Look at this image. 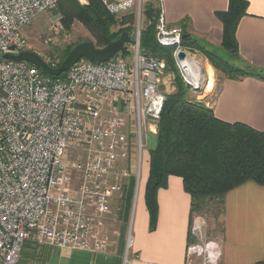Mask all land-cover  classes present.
<instances>
[{"label": "built area", "instance_id": "obj_1", "mask_svg": "<svg viewBox=\"0 0 264 264\" xmlns=\"http://www.w3.org/2000/svg\"><path fill=\"white\" fill-rule=\"evenodd\" d=\"M61 1L0 0V264H17L26 243L105 251L111 206L133 177L132 156L140 173L166 100L161 89L166 64L140 52L139 33L127 47L129 64L120 55L103 63L81 59L62 78L6 59L28 51L23 29ZM101 3L119 15L141 0ZM161 7L158 0L155 41L172 49L182 84L208 107L199 96L213 88L202 58L182 46V27L168 25ZM57 63L48 59L45 64L55 69ZM197 216L190 222L184 262L216 264L220 249L203 244L204 221ZM129 225L121 264L135 260Z\"/></svg>", "mask_w": 264, "mask_h": 264}, {"label": "crops", "instance_id": "obj_2", "mask_svg": "<svg viewBox=\"0 0 264 264\" xmlns=\"http://www.w3.org/2000/svg\"><path fill=\"white\" fill-rule=\"evenodd\" d=\"M160 1L166 23L181 26L183 37L195 41L199 51H224L221 14L228 11V0ZM244 1L245 13L233 30L237 44L235 56L256 74L221 78L215 86L214 70L205 60L209 87L213 88L203 96L218 121L264 132V0ZM146 158L143 181L137 179L135 183L136 197L129 220L133 235L131 256L135 258L131 264H184L191 226L190 196L184 191L180 177H168L166 187L157 190V214L151 225L144 200L149 171V157ZM222 209L220 257L216 264L263 262L264 185L243 182L224 195ZM122 250L124 240L118 244L110 242L105 251L95 253L26 243L17 264H121Z\"/></svg>", "mask_w": 264, "mask_h": 264}, {"label": "trees", "instance_id": "obj_3", "mask_svg": "<svg viewBox=\"0 0 264 264\" xmlns=\"http://www.w3.org/2000/svg\"><path fill=\"white\" fill-rule=\"evenodd\" d=\"M72 1L62 0L56 6L57 8L60 5L61 25L69 29L74 20L81 23L91 33L94 41L92 43L98 49L117 40L124 32L131 34L132 15L116 21L98 0H88V5L83 7H79ZM245 4L244 0H228V11L221 14L224 28L221 45L224 51L232 53L233 56L237 52L233 30L239 17L245 13ZM144 15L147 24L139 34L140 52L146 56L165 60L166 68L177 74L174 78L176 92L167 96L165 100L160 120L157 122L155 147L149 153V171L144 200L151 225L154 224L157 214L155 200L157 190L166 187L167 178L170 176L182 179L184 191L190 196L191 219L195 212H205L204 209L208 208L209 202L217 205L218 214L222 217L223 200L227 192L245 181L264 185V132L254 131L242 124L218 121L212 110L203 103L193 99L187 100L184 97L187 89L182 84L171 59L172 49L159 47L155 41L152 20L156 16V11L147 5ZM114 27H118L115 32L112 30ZM189 39L185 35L182 46L199 51L200 48L196 42H191ZM75 45L61 52L57 67ZM128 56L129 53L125 56L120 55L124 60ZM208 57L210 58V55ZM42 60L46 63L48 59ZM50 60L55 61V59ZM212 61L217 67L215 59ZM64 75H60V78ZM260 75L257 73V76ZM133 186H135V180L130 177L126 186L123 187L120 200L122 225L129 218ZM124 231L122 226V237ZM257 264H264V261Z\"/></svg>", "mask_w": 264, "mask_h": 264}, {"label": "rangeland", "instance_id": "obj_4", "mask_svg": "<svg viewBox=\"0 0 264 264\" xmlns=\"http://www.w3.org/2000/svg\"><path fill=\"white\" fill-rule=\"evenodd\" d=\"M73 1L79 7L88 5V2L84 3L85 0H73ZM98 1L101 3V0H98ZM147 5H150L151 9L156 11V16H157L158 0H141L140 5L137 6L135 9L121 13L119 15H112V17L116 21H121L123 17L127 15H132L133 16L132 31H131V34L129 35L131 36V38L135 39L136 33L140 34V32L143 30V28L147 24V22H145L146 20H145V15H144ZM59 7L60 5L57 8L49 9L43 13H40V15H38L33 20V22L30 25L26 26L22 31V36L24 37L23 40H25L26 42L28 51L33 52V53L36 52V54L39 55L42 59L47 58V59L58 60L61 52H63V50H66L68 47H71L77 43H82V42H91V43L94 42L93 37H91L92 36L91 33L83 25H81V23L77 22L76 20H74L72 24H70L71 26L69 29H65L63 25H61L62 24L61 23L62 14L59 13L60 11ZM155 18L152 20L153 25L155 23L154 22ZM112 30L115 32L118 30V27H114L112 28ZM209 55H210V58L208 57ZM116 56L117 55H115L114 57ZM198 58L200 59L202 58L201 59L202 66L204 64L205 69H206V61L209 63V65L212 66L214 70V75H215V82L218 79L225 78V77H233V76L242 77L247 74L248 75L255 74V71H253V69L251 70L247 68L245 65L239 63V59L237 56H233L232 53H229L226 51H216L212 53L210 51L209 52L201 51V54L199 53ZM211 58L212 60L215 59L214 62L218 65L217 67L213 65V61L211 60ZM124 61L127 64H129L131 62L130 55ZM163 61L165 62V60ZM207 70L211 71L209 68ZM176 76L177 74H174L173 72H171V69L166 68L164 75H163V84H161V89L163 92L166 93V96H165L166 98L170 94L176 92V88L174 84L175 83L174 78ZM215 82H213L214 85L215 86L216 84L218 85V82L216 83ZM205 94L206 93H203L202 95H199V96H202L201 98L203 99L204 97L203 95ZM184 97H186L187 100L195 99V96H193L192 93H189L188 90ZM123 118H124V115H123ZM127 124L131 125L130 121H128ZM156 134H157V130H156ZM155 143H156L155 134L148 137L146 148H144L145 150L143 151V154H142V161H140L141 170L139 174L135 173L136 171L135 168L138 165L137 161L139 160H136L134 156L131 157V161L129 163V168H130L129 170L131 173L130 175H132L133 178H135V183L138 177H139L138 178L139 180L141 179L143 181V178L145 176L144 173L146 169V162H145L147 161L146 157H149V153L152 150V148L155 147ZM135 186H133L134 192H133V197L131 199L132 202H131L128 222L122 225V221L120 219V215H121L120 212H122L121 206H120L121 205L120 200L122 199V196L112 204L111 213H109L106 219L105 228H106V233L109 237L108 240H110V242L114 244L120 243L121 239L122 241L124 240L123 238H124L125 232L128 227L127 225L129 224L131 211L133 209V204H134L133 200L136 197ZM208 204H209L208 208L204 209L205 212H202V211L195 212L193 214L192 220L196 217V215L202 217L204 221L203 222L204 223V226H203L204 234L202 235L203 244L214 243L216 246H218L219 240L221 238V235H220L221 234V216L218 214V210H217L218 207L215 203L209 202ZM122 226H124V230H125L123 237L121 236Z\"/></svg>", "mask_w": 264, "mask_h": 264}, {"label": "water", "instance_id": "obj_5", "mask_svg": "<svg viewBox=\"0 0 264 264\" xmlns=\"http://www.w3.org/2000/svg\"><path fill=\"white\" fill-rule=\"evenodd\" d=\"M184 38V37H182ZM133 42V39L127 32L119 35V38L104 48H97L91 42H82L75 45L71 50H69L68 54L64 58V60L59 63L60 65L51 69L42 58L33 52L25 51L18 55L8 54L5 56L6 59H11L15 61H22L30 63L37 67L44 76L57 77L64 73H66L76 62L81 59L88 60L89 62H97L103 63L105 61L110 60L115 55H127L128 54V46ZM183 55H180L178 58H182Z\"/></svg>", "mask_w": 264, "mask_h": 264}, {"label": "bare ground", "instance_id": "obj_6", "mask_svg": "<svg viewBox=\"0 0 264 264\" xmlns=\"http://www.w3.org/2000/svg\"><path fill=\"white\" fill-rule=\"evenodd\" d=\"M210 79V78H209Z\"/></svg>", "mask_w": 264, "mask_h": 264}]
</instances>
